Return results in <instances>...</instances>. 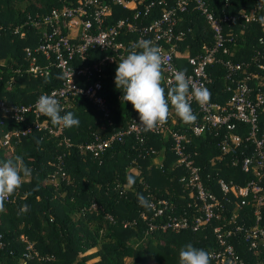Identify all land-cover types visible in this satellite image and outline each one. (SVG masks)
Returning a JSON list of instances; mask_svg holds the SVG:
<instances>
[{
	"label": "trees",
	"instance_id": "16d2710c",
	"mask_svg": "<svg viewBox=\"0 0 264 264\" xmlns=\"http://www.w3.org/2000/svg\"><path fill=\"white\" fill-rule=\"evenodd\" d=\"M78 1L0 0V101L4 104L29 105L37 96L59 86L61 75L56 69L51 68L47 76H33L27 72L29 61L24 48H33L40 41L41 27L31 25V21H40L52 9L63 4L73 6ZM164 1L167 8H174L177 0ZM181 1L185 2V10L176 12L174 29L181 31L182 36L174 44L172 59L177 70L188 73L186 57L209 49L213 37L194 2ZM206 6L215 17L223 14L235 17L223 30L225 39L230 40L225 43L227 53L218 51L206 66L210 102L224 106L231 98V92L226 91L230 80L226 78L228 72L221 65L222 61L240 64L241 69L250 74L247 84L252 96L257 90H264V19L261 21L264 0H207ZM140 8L141 5L136 4L127 9L113 6L108 24L131 17ZM251 9L256 10L255 21L244 23L238 18L239 13ZM158 14L159 10L155 9L141 24ZM120 38L124 43L138 41L131 33ZM103 55L93 51L82 65L99 60ZM36 59L37 65L45 64L39 55ZM257 65H262L263 69ZM116 67L109 64L104 68L107 78L102 81L103 94L110 110L106 120L80 96L60 103L61 115L72 112L79 120L78 126L65 128L53 125L42 114L39 117V121L51 129H60L56 135L41 130L11 136L13 131L23 129L32 116L28 115L22 122L0 116V162L23 156L26 166L32 170L22 186L4 201L3 211H0V264H21L23 260L25 264H123V259H129V264H145L151 259L157 264H179V250L189 243L210 253L219 250L211 227L197 231L158 227L171 218H186L191 223L199 214L193 193L179 182L180 168L171 166L174 156L167 131L158 134L144 131L141 142L132 136L125 137L98 158L79 151L78 146H85L95 138H105L132 120L140 122L132 105L121 99L122 89H117L112 82ZM241 77L240 72H236L231 78ZM196 117L199 121L200 117ZM263 123L261 112L257 128ZM164 126L168 131L186 134V150L195 153L193 161L200 174H209L210 180L204 184L218 199L220 194L215 185L218 179L237 186L253 179L250 173L240 169L242 159L253 149L248 125L235 124L233 134L239 142L231 145L226 153L216 146L220 137L226 135L225 131L216 135L213 131L206 132L196 138L188 130V124L178 117H169ZM5 135H9V148L2 146ZM129 176L135 178L132 187L127 184ZM54 177L57 178L55 184L50 182ZM137 194L161 208V215L153 216L150 208L140 206ZM239 201L240 198L230 195L229 202H222L218 210L219 219L213 220L211 225L231 224L229 220L234 215L232 224L240 226L242 231L228 238L229 242L244 264H264V248L248 250L242 241V232L253 223L255 207L250 197L241 206ZM157 202L165 204L157 205ZM25 204L28 210L21 213ZM257 209L264 226V196ZM149 225L154 228L149 230ZM28 245L31 249L27 251ZM211 264L218 262L211 259Z\"/></svg>",
	"mask_w": 264,
	"mask_h": 264
},
{
	"label": "built area",
	"instance_id": "2783aa9c",
	"mask_svg": "<svg viewBox=\"0 0 264 264\" xmlns=\"http://www.w3.org/2000/svg\"><path fill=\"white\" fill-rule=\"evenodd\" d=\"M192 1L210 27L213 45L201 54L186 57V64L190 68L187 76L194 85L207 88L210 80L206 73V66L218 51L223 54L227 53L225 43L230 40L225 39L223 30L224 26L231 23L235 17L226 14L215 17L206 6L207 0ZM133 4L141 5V8L136 10L131 17L108 24L113 6L127 9ZM155 9L159 10L158 16L146 24H141V21L149 17ZM255 9L248 12L242 11L238 18L244 23L255 21ZM184 10L185 2L181 0L176 1L174 8H167L164 0H80L73 6L63 4L42 16L40 21H31L33 26L40 25L41 37L35 47L24 48L25 57L29 61L27 72L33 76H47L51 68L58 70L61 75L59 86L43 94L54 95L59 103L69 97L80 96L96 110L101 119L106 120L109 118L110 110L103 94L102 81L107 78L104 68L109 64L117 65L133 50L139 40H151L161 49L164 63L162 86L168 89L170 83H174L172 69L176 68L172 55L176 40L182 36L181 31L175 32L174 29L177 22L176 12L180 13ZM262 18L261 21H263ZM129 33L135 34L138 41L124 43L119 40L121 36ZM136 50L140 51V49ZM93 51L104 53V55L99 60L82 65ZM37 55L45 62L42 66L37 65ZM221 65L228 72L226 78L230 80V86L226 88V91L231 92L230 100L224 106L212 102L201 106L195 100H191L192 110L200 118L194 124H188L187 128L196 138L206 132L213 131L216 135L220 131H225L226 135L224 133L220 137L216 146L222 153H226L231 145H237L239 142L238 137L233 134L235 124L242 123L249 126L253 149L249 156L242 159L240 169L244 173H250L253 179L243 186L218 179L215 184L220 194L218 199L211 188L204 184L210 180L209 174L204 176L200 174L193 161L195 153H189L186 150L188 146L186 134L168 131L164 124L153 130H145L139 125L140 122L132 120L123 129L102 139L95 138L85 146H78V149L80 152H86L98 158L112 144L122 142L125 137L132 136L141 142L144 131L153 134L167 131L172 143L171 152L174 156L171 166L180 168L179 182L193 193L199 214L191 223L186 218H171L158 227L173 231L186 228L197 231L205 226L211 227V234L219 247V250L211 252L212 259L218 264H244L228 240L242 231L240 226L232 224L234 215L230 217L229 223L231 224L212 226L211 222L219 219L218 210L222 202H229L230 195L240 198L239 206L250 197L255 207L252 213L253 223L242 232V241L248 250L258 251L259 246L264 248V226L261 225V216L257 209L264 196V123L260 129L257 128V119L261 112L264 121V90H257L252 96V90L247 84L251 79L250 74H246L240 64L222 61ZM257 67L263 69L262 65H257ZM236 72L242 75L240 79L231 78ZM112 82L114 83V77ZM39 96L29 105H6L0 101V116L4 118L22 122L28 115L32 116V120L23 129L13 131L11 136H24L41 130H46L51 135L58 134L60 129L53 130L46 123L39 121L41 114L35 108ZM169 117H176L174 111ZM8 141L9 135H5L2 146L9 148ZM63 142L68 146L67 140ZM150 204L153 216L161 215L162 209L157 208L153 203ZM164 204V202H157V205ZM153 226L149 225V230L154 228ZM30 249L31 246L28 245L26 250ZM21 264H25V261L23 260Z\"/></svg>",
	"mask_w": 264,
	"mask_h": 264
},
{
	"label": "clouds",
	"instance_id": "9594fccd",
	"mask_svg": "<svg viewBox=\"0 0 264 264\" xmlns=\"http://www.w3.org/2000/svg\"><path fill=\"white\" fill-rule=\"evenodd\" d=\"M264 19V18H262ZM136 49H140L137 51ZM174 83L167 91L162 86L164 63L161 49L151 40L141 39L133 50L117 63L114 83L122 89L121 99L130 103L139 116V125L145 130H153L167 123L174 111L185 124H194L196 115L191 107V100L199 105H206L211 100L210 91L203 86H196L187 76L186 70L172 69ZM191 89V90H190ZM171 106V107H170ZM36 110L50 119L53 125L71 128L79 125V120L72 112L61 115L63 109L54 95L42 94L35 103ZM32 170L26 166L23 156L0 162V211L4 201L19 189ZM127 184L132 187L134 177H127ZM140 206L150 208L149 200L137 194ZM28 205H23L20 212H26ZM179 264H211L212 254L204 249L187 244L179 250Z\"/></svg>",
	"mask_w": 264,
	"mask_h": 264
},
{
	"label": "rangeland",
	"instance_id": "374dc122",
	"mask_svg": "<svg viewBox=\"0 0 264 264\" xmlns=\"http://www.w3.org/2000/svg\"><path fill=\"white\" fill-rule=\"evenodd\" d=\"M8 155H9V153H7V156H8ZM50 182L55 184V183L57 182V178H56V177L51 178V181H50ZM75 218H76V217H74V219H75ZM155 243H156V244H160L159 242H155ZM133 246H136V243H134ZM96 247L98 248L99 245L97 244ZM85 253H87V252H85ZM85 253H84V254H85ZM84 254H83V255H84ZM129 262H130L129 259H123V261H122L123 264H129ZM145 264H157V263L151 259V260L146 261Z\"/></svg>",
	"mask_w": 264,
	"mask_h": 264
}]
</instances>
